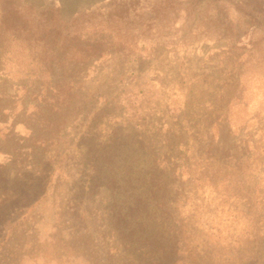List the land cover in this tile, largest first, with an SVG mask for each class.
<instances>
[{
	"label": "rangeland",
	"instance_id": "1",
	"mask_svg": "<svg viewBox=\"0 0 264 264\" xmlns=\"http://www.w3.org/2000/svg\"><path fill=\"white\" fill-rule=\"evenodd\" d=\"M107 1L0 2V264H264V0Z\"/></svg>",
	"mask_w": 264,
	"mask_h": 264
},
{
	"label": "trees",
	"instance_id": "2",
	"mask_svg": "<svg viewBox=\"0 0 264 264\" xmlns=\"http://www.w3.org/2000/svg\"><path fill=\"white\" fill-rule=\"evenodd\" d=\"M1 6L5 8V0H0ZM139 0H109L104 4L103 2L98 4L96 9L102 10L105 9L106 11V21H112L113 18H115V22H118L124 18H127L129 15V11L135 13L136 16V11H137V5H138ZM162 7L161 10L164 12L166 15L167 13V8H168V3L167 0H163L161 2ZM148 13H154V7H147ZM12 9V8H9ZM14 10V9H13ZM16 14L17 11L15 10ZM114 12V13H113ZM6 10H3V14H6ZM138 13V12H137ZM151 17L147 18L146 23H142L140 25L141 27V32H147L151 28ZM154 19V18H153Z\"/></svg>",
	"mask_w": 264,
	"mask_h": 264
}]
</instances>
